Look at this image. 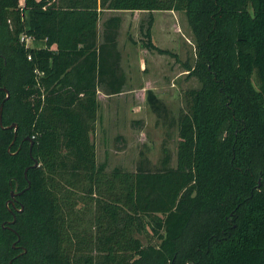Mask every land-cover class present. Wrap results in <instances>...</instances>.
I'll return each instance as SVG.
<instances>
[{
	"label": "trees",
	"instance_id": "16d2710c",
	"mask_svg": "<svg viewBox=\"0 0 264 264\" xmlns=\"http://www.w3.org/2000/svg\"><path fill=\"white\" fill-rule=\"evenodd\" d=\"M136 11L145 49L176 59L153 43L154 12L185 14L202 87L177 120L147 91L178 129L176 167L164 147L158 166L109 172L98 93L121 95L127 77L122 17L102 41L99 22ZM0 77V264H264V0H0Z\"/></svg>",
	"mask_w": 264,
	"mask_h": 264
},
{
	"label": "rangeland",
	"instance_id": "374dc122",
	"mask_svg": "<svg viewBox=\"0 0 264 264\" xmlns=\"http://www.w3.org/2000/svg\"><path fill=\"white\" fill-rule=\"evenodd\" d=\"M115 15L122 17L119 48L127 84L119 96L100 94L94 137L97 162L106 164L109 172L118 167L134 172L142 157L147 158L153 167L158 166L163 148L168 147L172 166L176 167L178 129L176 126L170 129L168 122L158 119L146 98L147 91L152 90L175 120L182 110H186L185 92L202 87L186 68L193 67L196 62L193 32L183 13H154L153 43L176 54V59L145 49L148 13L104 12L99 22L100 41L103 23ZM141 240L145 245L160 243L151 232L142 235Z\"/></svg>",
	"mask_w": 264,
	"mask_h": 264
},
{
	"label": "water",
	"instance_id": "95a60500",
	"mask_svg": "<svg viewBox=\"0 0 264 264\" xmlns=\"http://www.w3.org/2000/svg\"><path fill=\"white\" fill-rule=\"evenodd\" d=\"M0 79H1V77H0ZM3 90H4V91L6 92V94H7V97H6V99H5V101H7V100L10 98V93H9V91H8L7 89H5V88H3ZM5 101L2 103L1 108H0V125H1L2 127H3V110H4V103H5ZM13 128H15V132H16V131H17V125L14 124V125H12V126L9 127V129H13ZM29 141L31 142V145H33L32 140L29 139ZM38 166H39V162H38L37 160H35L34 168H37ZM27 171H28V169L26 170L25 176H27ZM259 186H260V184H259ZM29 189H30V183H29V186H28V188H27L26 190H29ZM26 190H24V191H22V192H20V193H16V192L12 191V192H11V197H12V199H15L16 197L23 195L24 192H25ZM10 202L13 204V201H10ZM22 210H23V208H22ZM22 210H21V211H22ZM15 222H16V217L14 216V220H13V222H11V223H9V224L13 225V224H15Z\"/></svg>",
	"mask_w": 264,
	"mask_h": 264
},
{
	"label": "built area",
	"instance_id": "2783aa9c",
	"mask_svg": "<svg viewBox=\"0 0 264 264\" xmlns=\"http://www.w3.org/2000/svg\"><path fill=\"white\" fill-rule=\"evenodd\" d=\"M21 42L25 44L26 48H32L34 46V38L26 35L21 37ZM29 60H31V56H29Z\"/></svg>",
	"mask_w": 264,
	"mask_h": 264
},
{
	"label": "crops",
	"instance_id": "0c3cea01",
	"mask_svg": "<svg viewBox=\"0 0 264 264\" xmlns=\"http://www.w3.org/2000/svg\"><path fill=\"white\" fill-rule=\"evenodd\" d=\"M128 13H148V12H145V11H136V12H128ZM154 13H156V12H154ZM120 33H121V30H120ZM120 37V36H119ZM102 92L101 91H99V93H98V99H100V94H101ZM103 94V93H102ZM103 95H105V94H103ZM99 102H100V100H99ZM97 124H98V122H97Z\"/></svg>",
	"mask_w": 264,
	"mask_h": 264
}]
</instances>
